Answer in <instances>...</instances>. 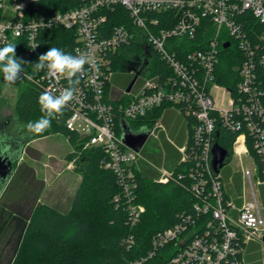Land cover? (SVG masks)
<instances>
[{
  "label": "built area",
  "instance_id": "1",
  "mask_svg": "<svg viewBox=\"0 0 264 264\" xmlns=\"http://www.w3.org/2000/svg\"><path fill=\"white\" fill-rule=\"evenodd\" d=\"M26 2L13 0L11 15L4 18L7 3L0 0V47L24 37L30 53L39 46L41 30L61 27L74 33L71 54L85 53L89 63L67 103L70 112L64 124L79 135L83 149L102 148L100 165L116 175L121 193L114 199L126 206L130 225L144 210L134 202L133 194L143 145L134 151L122 142L120 119L131 131L149 129L146 140L164 129L161 118L167 109L190 123L189 140L184 130L178 149L182 152L179 160L191 157L197 168L190 186L196 199L193 214L157 232L150 240L151 249L131 264H145L152 258L158 260L155 264H247L245 248L252 242L259 243L264 253V203L252 182L254 178L256 185L264 183V90L257 77V70L264 66V0H77L68 9L29 17L23 12ZM116 6L127 11L129 22L109 23L108 12ZM210 29L213 35L205 38ZM33 44H37L35 49ZM130 45H137L140 54H125ZM230 47L238 61L227 79L234 83V90L218 81L220 50ZM117 51L121 56L118 69L130 73L131 79L136 74L128 91L130 81L121 88L111 84L118 70L113 67ZM152 51L172 75L153 73ZM128 60L131 68L124 69ZM38 80L53 95L68 87L66 76L50 77L46 70ZM157 107L161 113L153 123L136 124ZM220 126L246 130L255 155L240 131L223 164L215 169L211 149ZM232 154L252 158L254 170L240 172L242 185L244 180L249 184V195L242 190L233 196L232 182L221 178V169ZM156 169V180L166 182L171 171ZM132 241V236L127 238L128 244Z\"/></svg>",
  "mask_w": 264,
  "mask_h": 264
},
{
  "label": "trees",
  "instance_id": "2",
  "mask_svg": "<svg viewBox=\"0 0 264 264\" xmlns=\"http://www.w3.org/2000/svg\"><path fill=\"white\" fill-rule=\"evenodd\" d=\"M77 0H27L23 12L29 17L31 15L52 14L77 5ZM108 21L111 25L120 22H129L130 18L123 7H114L108 12ZM249 18V17H248ZM250 26H254L253 18H249ZM213 35L209 30L205 38ZM38 48L35 52L28 53V46L24 37L16 38L12 43L16 44V56L26 63L23 65L25 72L20 79L15 105L14 117L21 124L25 133L31 138L46 136L49 134H61L69 142L76 162L74 169L80 175V181L72 197L71 207L65 214L55 210L42 207L33 212L28 224L24 227L36 237L34 241L39 252L44 255L52 253L50 260H19L17 255L11 264H84L82 256L78 254L77 248L85 241L90 229V223L99 222L103 228L99 243L102 253L97 257V264H130L134 259L145 256L151 249L150 240L159 231H163L178 222L185 214H193L195 197L190 189L192 177L196 173V165L191 157L185 161L177 160L170 170L171 175L166 182H158L154 173L144 163L134 172L136 182L133 194L134 202L143 205L144 210L133 225L131 215L126 206L114 199L121 193L116 175L109 169L101 167L103 150L99 146H91L83 149L81 139L77 133L65 127V120L69 115L67 105L62 115L52 120L51 127L41 133L30 131L26 125L35 122L42 115L38 104V97L46 90L41 86L38 78L41 72H34L33 66L41 54L50 47H57L67 53H72L75 45V35L71 30L61 27L41 30L37 36ZM125 54L136 53L139 55V47L130 45L125 47ZM221 62L219 65V83L227 85L234 90V83L228 82V76L233 74V67L237 64L232 48H221ZM153 61V73L159 76L172 75L171 70L159 58L157 53L151 52ZM118 51L114 56V70L118 69ZM124 69L131 68V61L123 65ZM2 73H0L1 77ZM31 76V79L28 77ZM257 77L261 88L264 90V66L257 70ZM131 78L128 79V82ZM127 82V83H128ZM161 107H157L145 117L140 118L137 123H153L160 115ZM186 140H189L190 123L185 119ZM215 141L227 151H230L236 134L243 131L246 136L249 152L255 153L251 146L252 136L244 129L230 130L220 126ZM29 140H27L28 142ZM181 145V144H180ZM187 153L190 144L187 145ZM180 159V158H179ZM221 178H224L221 173ZM239 202L238 199H235ZM131 227V228H129ZM132 236L133 244H128L127 238ZM75 251V252H74ZM264 260V253H261ZM145 264H155L156 258L145 261ZM8 263V262H7ZM0 264H5L0 260ZM222 264H229L223 262Z\"/></svg>",
  "mask_w": 264,
  "mask_h": 264
},
{
  "label": "rangeland",
  "instance_id": "3",
  "mask_svg": "<svg viewBox=\"0 0 264 264\" xmlns=\"http://www.w3.org/2000/svg\"><path fill=\"white\" fill-rule=\"evenodd\" d=\"M130 77V73L118 69L111 78V84L115 87H124ZM19 86L20 79L9 84L1 75L0 138L3 139L0 147H8L10 151L15 149L18 145L17 141L20 140L19 137H13L14 131L21 127L14 117ZM184 129L185 124L181 131L184 132ZM146 130H148L146 127H139L132 132ZM24 133L22 129L21 135ZM174 143L163 145L159 138L149 137L140 149L139 163H144L154 173L158 172L156 167L172 168L182 154L178 145ZM75 165L72 148L61 134L32 138L26 143L21 158L15 163L13 174L7 181L1 182L0 260H4L5 264H11L16 255L19 260H36L40 255L41 260H50L52 253L46 252L42 255L34 243L36 237L24 227L38 208L48 207L61 214L69 211L73 194L80 181V175L74 169ZM244 169H249L251 172L254 170L251 156L236 154H232L221 169L225 181L232 182L230 193L233 196H237L242 190L249 195L247 180H244L242 185L240 172ZM252 182L258 196L260 187L255 184L254 178ZM260 200L262 201V198ZM102 229L99 222H91L86 241L77 248L84 264H97V257L102 253L99 243ZM260 249L259 243L252 242L247 245L244 253L247 264H261Z\"/></svg>",
  "mask_w": 264,
  "mask_h": 264
},
{
  "label": "clouds",
  "instance_id": "4",
  "mask_svg": "<svg viewBox=\"0 0 264 264\" xmlns=\"http://www.w3.org/2000/svg\"><path fill=\"white\" fill-rule=\"evenodd\" d=\"M37 44H33L35 49ZM26 62L16 56V44L6 43L0 47V73L4 81L9 84L15 83L22 78L25 72L23 65ZM89 63V57L85 53L73 55L60 48L50 47L45 53L41 54L38 61L32 64L34 72H47L50 77L64 75L68 79V87L64 88L59 95H53L45 91L38 97V104L42 115L35 122H28L26 127L34 132L41 133L51 127L52 120L62 115L67 103L73 99L80 77H83L84 65ZM31 79V76L28 77ZM3 138H0L2 142ZM7 148H0V156H4Z\"/></svg>",
  "mask_w": 264,
  "mask_h": 264
},
{
  "label": "water",
  "instance_id": "5",
  "mask_svg": "<svg viewBox=\"0 0 264 264\" xmlns=\"http://www.w3.org/2000/svg\"><path fill=\"white\" fill-rule=\"evenodd\" d=\"M226 46L227 43L223 44V47ZM144 54H146V51L144 52ZM135 78H136V74L132 77V79L128 83L126 87L127 91L130 89ZM119 126L121 130L120 138L122 142L125 145H127L130 149L134 151H138L144 144L149 134V129L146 131H139L133 133L129 129L127 123L122 119H120L119 121ZM30 138H31L30 134L28 133L22 134L18 138L20 140L17 141L18 145L15 147V149L13 151L12 150L10 151L8 147H6L7 148L6 154L4 156H0V191H1L2 180L7 181L10 178V176L13 174L15 170V163L18 159L21 158L27 140H30ZM211 153H212V165L216 169L218 166H221L223 164L224 158L227 155V150L221 147L219 144L215 143L212 146ZM262 240L264 242V236Z\"/></svg>",
  "mask_w": 264,
  "mask_h": 264
},
{
  "label": "crops",
  "instance_id": "6",
  "mask_svg": "<svg viewBox=\"0 0 264 264\" xmlns=\"http://www.w3.org/2000/svg\"><path fill=\"white\" fill-rule=\"evenodd\" d=\"M18 1H27V0H18ZM12 2L13 0H6L7 6L5 8V12L3 13L4 18H8L11 15ZM165 112L161 118V123L164 129L158 130L156 138H159L163 145L165 143H170V142L171 143L175 142L177 145H180L184 141V132L181 131L182 126H184V122L181 116H179V114L174 112L172 109L169 111L167 110L166 114ZM139 167H140V164H139ZM163 168L170 171L173 167L168 168V169L165 167ZM263 186H264V183L259 185L260 191L258 192L260 199L262 198V201H261L262 203H264L263 202L264 201V187Z\"/></svg>",
  "mask_w": 264,
  "mask_h": 264
},
{
  "label": "flooded vegetation",
  "instance_id": "7",
  "mask_svg": "<svg viewBox=\"0 0 264 264\" xmlns=\"http://www.w3.org/2000/svg\"><path fill=\"white\" fill-rule=\"evenodd\" d=\"M137 57H139L140 58V56H137ZM7 124V123H6ZM5 124V127L7 126ZM21 133H22V128L21 127H18V129L16 130V131H14V134H13V137H19V136H21ZM15 135V136H14Z\"/></svg>",
  "mask_w": 264,
  "mask_h": 264
}]
</instances>
